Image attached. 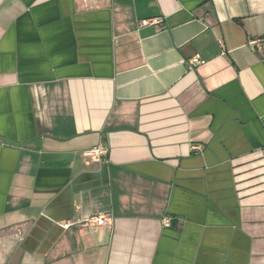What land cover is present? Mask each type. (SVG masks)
I'll list each match as a JSON object with an SVG mask.
<instances>
[{
    "label": "crops",
    "instance_id": "0c3cea01",
    "mask_svg": "<svg viewBox=\"0 0 264 264\" xmlns=\"http://www.w3.org/2000/svg\"><path fill=\"white\" fill-rule=\"evenodd\" d=\"M0 264H264V0H0Z\"/></svg>",
    "mask_w": 264,
    "mask_h": 264
},
{
    "label": "built area",
    "instance_id": "2783aa9c",
    "mask_svg": "<svg viewBox=\"0 0 264 264\" xmlns=\"http://www.w3.org/2000/svg\"><path fill=\"white\" fill-rule=\"evenodd\" d=\"M155 22H144V25H149V24H155ZM262 40H258L256 42L251 43L252 47H256L259 46L262 47ZM197 151H199L200 153L203 151V149L201 147L195 148ZM107 154V150L104 148H95L92 149L88 152H86L84 154L85 158L90 159L91 161H100L101 157ZM72 225H79L82 227H104L106 226V218L105 217H91V218H87L84 219L82 222L80 223H67L66 225H64L63 227L65 229H68L70 226ZM163 226L165 228H169L171 226V219L170 218H164L163 220Z\"/></svg>",
    "mask_w": 264,
    "mask_h": 264
}]
</instances>
